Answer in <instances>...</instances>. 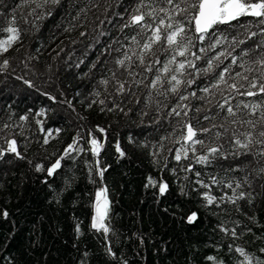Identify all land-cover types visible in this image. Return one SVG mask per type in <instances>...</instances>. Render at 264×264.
<instances>
[{
    "label": "trees",
    "instance_id": "16d2710c",
    "mask_svg": "<svg viewBox=\"0 0 264 264\" xmlns=\"http://www.w3.org/2000/svg\"><path fill=\"white\" fill-rule=\"evenodd\" d=\"M139 3L0 0V29L19 31L0 56V264H246L237 248L253 264L264 261V156L259 155L264 144L256 143L264 140L259 136L264 93L242 94L258 92V87L249 89L253 80L264 83V65L257 62L264 56V24L242 17L235 27L221 25L218 33L227 40L214 49L209 45L219 35L203 42L193 36L191 52L201 59L177 55L173 71L164 73L173 54L164 51L166 44H154L141 64L138 57L151 31L124 27ZM144 3L145 13L171 7L163 0ZM185 15L176 20L184 21ZM185 26L192 27L186 21ZM252 32L257 35L248 39ZM9 35L0 31V40ZM233 37L245 43L233 44ZM201 47L206 51L199 52ZM221 52L237 56V63L231 64V56L217 60ZM188 60L196 67L186 66L183 75L174 71ZM209 60L212 69L204 71ZM226 66L230 70L222 82L218 74ZM157 75L161 82L154 88ZM172 75L182 81L175 93ZM244 104L260 108L253 115ZM188 124L203 144L183 139ZM249 132L253 143L247 149L235 145ZM93 138L103 145L99 157L91 151ZM11 140L19 156L8 151ZM74 141L70 157L49 176L47 169ZM213 147L220 151L209 155ZM182 148L187 158L181 152L176 161ZM201 155H209L210 163H197ZM99 169H107L102 180ZM161 184H167L163 194ZM101 187L110 201L108 233L91 227ZM205 193L217 198L213 204ZM193 213L196 218L189 222Z\"/></svg>",
    "mask_w": 264,
    "mask_h": 264
},
{
    "label": "snow or ice",
    "instance_id": "6c2138e0",
    "mask_svg": "<svg viewBox=\"0 0 264 264\" xmlns=\"http://www.w3.org/2000/svg\"><path fill=\"white\" fill-rule=\"evenodd\" d=\"M47 2V0H45ZM52 3H59V0H51ZM163 3L170 5V8L160 7L158 10L156 8H152L151 11H148L147 13L142 12L141 8L146 7L144 0H140V3L137 5V7L134 9V14L131 16L130 21L124 25V27H129L132 25H139L143 32L147 33L149 30L151 31V34L147 36V40L142 45V53L138 57L140 60V63H144L143 59V53L145 52H151L152 47L156 43L164 42L167 47L164 48V51L167 52L169 50L172 51L171 59L167 60L166 63L163 65L162 71L164 73H169L173 71V69L170 67L172 64H176V56L184 57L186 53H190L193 57H195L196 60L201 59V57L197 54V52H191V48L193 47V36H195V39L203 42L206 37L213 36L216 37L219 35L220 38H217L214 43L210 44V48H215L217 45L221 44L224 40H227L226 36H223L222 33H218L219 26L221 25H229L232 27H235L233 25L234 21H239L242 17H253L256 18L258 24H264V0H163ZM159 13H164V16L159 17ZM184 21L176 20V16L184 15ZM146 16L151 18L152 21H155V23L149 22L146 20ZM167 21V23H166ZM185 21L187 25L192 26L191 28L186 30ZM13 25L15 24V20L11 22ZM250 23V22H249ZM240 27H247L246 25H239ZM0 31H7L10 33L7 40H0V50L7 51L8 46L11 45L13 42H15L19 37V31L14 26L7 27L5 29H0ZM188 31H191L193 33L192 36L188 35ZM257 35V33L252 32L249 34L248 39H251V37ZM133 42L138 43L136 40V37H132ZM235 43H245V41H238L235 37H233V44ZM262 44H264V41H262ZM199 52H205L206 49L204 47L199 48ZM247 52L242 51L241 55H247ZM221 56H225L227 58L228 56H231V64L237 63V56H233L231 52H221L216 56V59L219 60ZM125 59H131V57L125 56ZM261 65H264V56L257 61ZM7 61H4V67L7 66ZM118 64L124 65V60H118ZM155 63H160L159 59L155 61ZM195 68L196 65L193 61L188 60L186 62H179L177 67L174 69L176 73H179L183 75V72L185 68ZM243 67V63L240 65ZM212 69V62L209 60L208 62V68L204 71H209ZM151 66L147 68V71H151ZM230 66H226L223 68V70L218 74L220 81H224V74L229 72ZM242 74L237 72L236 76L240 77ZM244 79H247V77H244ZM161 82V77L157 75L156 79L152 81V87H156L158 83ZM174 82V84L172 83ZM27 83V82H26ZM106 83V81H105ZM170 84H172L170 91L175 93L179 90V86L181 85L182 81L177 78V75H172L169 81ZM194 83V81H188V84L191 85ZM216 87L217 85H213ZM230 87L236 88V85L233 84ZM258 87V92H254L251 90L246 91L245 93H242L243 95L248 96H255L260 93H264V83H260L259 86L255 80L250 82L249 89H256ZM124 85H120V91H123ZM203 91L207 92L208 89L205 88ZM192 95H195V93H192ZM54 99V98H52ZM181 100L187 99L186 96H181ZM103 103V102H101ZM227 103V101H226ZM221 108H223V105H220ZM239 107V105H237ZM244 108H251L252 114L254 115L257 111V109L260 108L259 104H244ZM177 116L180 115L176 109L172 110ZM227 112L230 116H234L235 112L231 107L227 108ZM43 113H41L42 115ZM187 113H185L186 115ZM22 119H27V117H22ZM205 119H208V117H205ZM261 120L264 121V112H261ZM249 125L255 127L253 122L251 120L246 121ZM187 128V135L183 137L185 141H191L193 145L199 143L203 144L204 142L202 140H195L194 137H196L197 133L192 127V125L188 124L186 125ZM99 131L103 132V129H99ZM202 131L208 132L210 129H203ZM245 136V142H242L240 139L235 140V145L247 149L250 144L253 143L252 134L249 132L247 134H242ZM260 137H264V131L259 132ZM45 143H47V140H45ZM256 143L264 144V140H258ZM76 144V141L73 142V144L68 145V148L65 149L64 155L58 158L54 164L51 165L47 169V174L49 176H52L57 169L61 167V161L66 157H70L71 151L74 149V145ZM91 151L92 154L96 157H99L100 150L103 147L102 143H100L97 139L93 138L91 140ZM77 151H82V149H76ZM118 152H120V155L123 156L124 153L120 150L119 145H117ZM8 151L12 153H16L17 156L20 154L17 152L16 148V141L11 140L8 142ZM194 151V148H193ZM218 148H210L209 149V155H214L219 153ZM181 152H183L184 158H187V150L186 149H179L176 152L175 160L180 161L181 160ZM247 154V153H245ZM209 155H201L196 157V162L200 164H207L210 163ZM259 155L264 156V152L259 153ZM99 163V161H97ZM42 166H37V171H43ZM107 169H99L97 172V175L103 179L104 172ZM261 171H264V169H261ZM197 176L200 175V173H196ZM201 184L202 187L207 188L208 185L203 184L202 181H197ZM213 183H216L217 181L213 179ZM149 183H154L152 179L149 177ZM231 187V185H229ZM239 187V185H237ZM167 189V184H161L159 186V191L161 194H163ZM205 198L207 200V203L209 205L213 204V202L217 199L216 197L209 195L208 193H205ZM243 198V193L240 194V197ZM235 202V201H233ZM109 207H110V201L107 196V189L104 187H101L98 191L95 193V204H94V216L92 217V224L91 227L96 230H103L104 233L109 232V227L106 225L105 221L108 217L109 213ZM6 216L7 213H4ZM196 218V214L193 213L188 219L189 222H192ZM77 231H79V227H77ZM235 235V231L232 233ZM110 251V250H109ZM237 252H239L246 261V264H253V258L248 256L243 249L237 248ZM261 251H264L262 249ZM209 260H213V257H209ZM256 264H264V261L257 260Z\"/></svg>",
    "mask_w": 264,
    "mask_h": 264
},
{
    "label": "rangeland",
    "instance_id": "374dc122",
    "mask_svg": "<svg viewBox=\"0 0 264 264\" xmlns=\"http://www.w3.org/2000/svg\"><path fill=\"white\" fill-rule=\"evenodd\" d=\"M5 53V51L0 50V56H2Z\"/></svg>",
    "mask_w": 264,
    "mask_h": 264
},
{
    "label": "water",
    "instance_id": "95a60500",
    "mask_svg": "<svg viewBox=\"0 0 264 264\" xmlns=\"http://www.w3.org/2000/svg\"><path fill=\"white\" fill-rule=\"evenodd\" d=\"M187 142H189V141H187ZM94 214H95V212H94Z\"/></svg>",
    "mask_w": 264,
    "mask_h": 264
}]
</instances>
